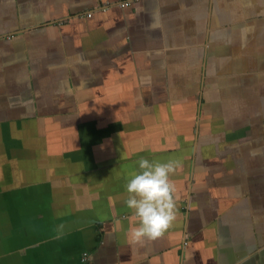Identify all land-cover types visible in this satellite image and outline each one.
I'll use <instances>...</instances> for the list:
<instances>
[{"label":"crops","instance_id":"0c3cea01","mask_svg":"<svg viewBox=\"0 0 264 264\" xmlns=\"http://www.w3.org/2000/svg\"><path fill=\"white\" fill-rule=\"evenodd\" d=\"M122 1L0 0V264H264V0ZM142 157L178 211L132 242Z\"/></svg>","mask_w":264,"mask_h":264},{"label":"clouds","instance_id":"9594fccd","mask_svg":"<svg viewBox=\"0 0 264 264\" xmlns=\"http://www.w3.org/2000/svg\"><path fill=\"white\" fill-rule=\"evenodd\" d=\"M138 170L133 172L126 184V207L138 218V226L129 230V239L140 242L155 240L168 230L176 218L175 186L170 180L179 162L152 161L141 158ZM61 227V234L63 225ZM58 238V237H57Z\"/></svg>","mask_w":264,"mask_h":264},{"label":"built area","instance_id":"2783aa9c","mask_svg":"<svg viewBox=\"0 0 264 264\" xmlns=\"http://www.w3.org/2000/svg\"><path fill=\"white\" fill-rule=\"evenodd\" d=\"M130 4V1L129 0H125V1H122V2H119L118 5L121 6V7H125V6H128Z\"/></svg>","mask_w":264,"mask_h":264}]
</instances>
